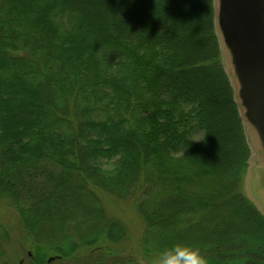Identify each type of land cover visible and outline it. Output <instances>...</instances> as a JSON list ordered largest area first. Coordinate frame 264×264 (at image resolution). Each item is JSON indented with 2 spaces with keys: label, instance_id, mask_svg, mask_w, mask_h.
I'll return each mask as SVG.
<instances>
[{
  "label": "trees",
  "instance_id": "trees-1",
  "mask_svg": "<svg viewBox=\"0 0 264 264\" xmlns=\"http://www.w3.org/2000/svg\"><path fill=\"white\" fill-rule=\"evenodd\" d=\"M215 19L214 0H0V200L33 264L127 242L104 195L134 202L147 256L264 264Z\"/></svg>",
  "mask_w": 264,
  "mask_h": 264
},
{
  "label": "rangeland",
  "instance_id": "rangeland-1",
  "mask_svg": "<svg viewBox=\"0 0 264 264\" xmlns=\"http://www.w3.org/2000/svg\"><path fill=\"white\" fill-rule=\"evenodd\" d=\"M214 7L216 34L219 40L222 65L234 89L236 100L240 105V115L250 150L244 190L249 200L264 216V147L258 133L247 121L245 110L240 103V86L235 74L232 55L224 42L218 24L219 0H214ZM198 138L201 137L198 136ZM103 200L111 216L125 224L129 240L120 245V247L113 248V255L106 253L103 256H99V254H96L84 262L71 258L61 262H53L55 259L52 262H48L50 258H54L50 257L46 260V264H159L160 255L147 256L142 251L140 237L144 226L140 215L136 212L134 202L131 200L120 201L108 195H104ZM0 224L3 228L2 234H6L8 237L3 239L4 243H0L5 248V257L0 259L3 260L2 264H33L29 253L35 254V252L32 249V245L25 240V234L21 228L19 218L13 204L9 200H0Z\"/></svg>",
  "mask_w": 264,
  "mask_h": 264
},
{
  "label": "water",
  "instance_id": "water-1",
  "mask_svg": "<svg viewBox=\"0 0 264 264\" xmlns=\"http://www.w3.org/2000/svg\"><path fill=\"white\" fill-rule=\"evenodd\" d=\"M218 24L232 55L245 117L264 147V0H219Z\"/></svg>",
  "mask_w": 264,
  "mask_h": 264
},
{
  "label": "clouds",
  "instance_id": "clouds-1",
  "mask_svg": "<svg viewBox=\"0 0 264 264\" xmlns=\"http://www.w3.org/2000/svg\"><path fill=\"white\" fill-rule=\"evenodd\" d=\"M159 264H209L197 246L177 243L163 250Z\"/></svg>",
  "mask_w": 264,
  "mask_h": 264
}]
</instances>
